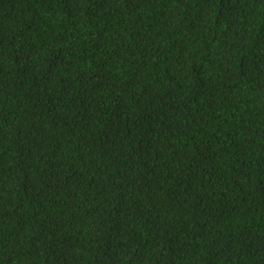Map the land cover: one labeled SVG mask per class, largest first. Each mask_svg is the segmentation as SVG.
<instances>
[{"label": "trees", "instance_id": "obj_1", "mask_svg": "<svg viewBox=\"0 0 264 264\" xmlns=\"http://www.w3.org/2000/svg\"><path fill=\"white\" fill-rule=\"evenodd\" d=\"M0 264H264V0H0Z\"/></svg>", "mask_w": 264, "mask_h": 264}]
</instances>
